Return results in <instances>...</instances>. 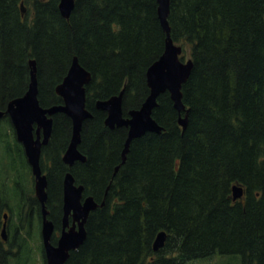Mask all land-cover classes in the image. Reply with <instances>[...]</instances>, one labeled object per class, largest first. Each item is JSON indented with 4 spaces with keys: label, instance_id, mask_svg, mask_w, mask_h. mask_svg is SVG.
Instances as JSON below:
<instances>
[{
    "label": "trees",
    "instance_id": "trees-1",
    "mask_svg": "<svg viewBox=\"0 0 264 264\" xmlns=\"http://www.w3.org/2000/svg\"><path fill=\"white\" fill-rule=\"evenodd\" d=\"M169 1L170 35L180 57L192 59L181 86L186 126L168 91L161 92L152 116L163 129L133 138L121 161L126 127L107 126L94 102L123 89L126 113L144 100L146 68L165 41L157 1L74 0L65 17L59 0H0V105L26 90L30 58L43 106L62 102L55 86L73 56L91 74L85 91L92 116L78 143L86 160L71 170L83 195L104 203L90 210L85 239L65 264H184L214 253L264 264V0ZM52 116L46 206L57 224L71 119ZM233 184L244 188L236 199ZM16 202L11 211L22 208ZM159 230L166 236L155 250ZM29 252L18 233L0 264H27Z\"/></svg>",
    "mask_w": 264,
    "mask_h": 264
},
{
    "label": "water",
    "instance_id": "water-1",
    "mask_svg": "<svg viewBox=\"0 0 264 264\" xmlns=\"http://www.w3.org/2000/svg\"><path fill=\"white\" fill-rule=\"evenodd\" d=\"M157 14L163 30L165 31L164 48L161 54L146 68V83L149 91L137 108H130L127 115L123 114L122 94L123 89L103 99L96 100V106L105 110L104 122L113 127L115 125L127 126V134L121 150V161L125 160L130 141L146 131L160 132L163 127L152 116L153 108L158 104L157 96L168 91L173 101V106L179 113L178 122L184 128L187 122V108L182 101V83L187 79L192 67V59L182 60L179 57L182 47L173 41L170 35L168 22L169 0H156ZM74 6V0H59L58 8L61 14L68 17ZM29 82L26 90L18 96L11 98L5 110H0V115L7 112L14 126L16 138L22 143L25 156L31 166L34 176V192L40 202L41 237L46 264H65L69 249L78 247L86 236L85 221L90 210L102 205L92 195L83 196L84 186L74 183L71 171H66L62 182V229L56 244L51 241L54 223L48 217L46 175L42 173L39 156L41 144L45 143L50 135L53 118L56 112H63L71 119V134L62 159L71 165L75 159L85 160L86 156L78 148L81 140V127L85 118L92 116L86 107L85 84L90 80L88 69L81 65L77 56H73L66 74L56 85V92L61 95L62 102L43 106L40 104L37 92V76L35 59L29 60ZM184 115H181V111ZM35 125V127H34ZM118 165L115 166V169ZM232 197L239 198L244 193V188L239 184L232 185ZM72 213L77 221L68 227L67 217ZM7 216V213H4ZM6 220L1 230L2 237H6ZM166 236L165 230H159L153 240L156 250L163 245Z\"/></svg>",
    "mask_w": 264,
    "mask_h": 264
},
{
    "label": "flooded vegetation",
    "instance_id": "flooded-vegetation-1",
    "mask_svg": "<svg viewBox=\"0 0 264 264\" xmlns=\"http://www.w3.org/2000/svg\"><path fill=\"white\" fill-rule=\"evenodd\" d=\"M23 10H24V8L22 9V12H23ZM30 59H34V58H30ZM29 60H28V64H29ZM29 68H30V66H29ZM36 70H37V67H36ZM36 76H37V74H36ZM37 86H38V82H37ZM55 91H56V89H55ZM85 94H86V91H85ZM59 96L61 97V95H59ZM98 99H103V98H98ZM96 100L94 102V105H95L96 108H99V107L96 106ZM8 101L6 103L0 105V110H5L6 109ZM59 103H61V102H59ZM99 109H101V108H99ZM122 109H123V106H122ZM127 111H126V113H124V111H123V114L127 115L128 114ZM105 116H106V112H105ZM52 118H53V116H52ZM118 126H125V125H115L113 127H110V126L109 127L110 128H114V127H118ZM34 127H35V125H34ZM125 127H126V134H127V126H125ZM51 132H52V127H51L50 135H49L47 141L45 143L41 144L40 156H39V164H40L42 173L46 175V186H45V189H47L48 186H49L48 173L51 172L54 169L53 157H50V155L48 154V152H49L48 150H50V148H51V140H50ZM7 133H9V134H7ZM68 142H69V140H68ZM67 145H68V143H67ZM67 145H66V147H67ZM66 147L63 148V150L61 152V155H60L61 160L68 167V169L64 170V172H63V176L61 178V188H62V182H63V177H64L65 172L66 171H71L72 175L74 176V174H73V172L71 170V168L73 167L74 163L76 161L84 162L86 160V159L85 160L75 159L71 165H68L62 159V155H63ZM46 153H47V155H46ZM27 168H28V171L31 174L29 176V183L32 186H34V176L32 175L31 166H30V164L27 161V158L25 156L23 145L16 138L14 126H13L11 120H10V117H9L8 113L4 112L2 115H0V197L2 198V196H3L5 198V200L2 199V202L4 203L3 210H2V208L0 209V212H2L1 221H0V252H1V254L8 248L10 240H13L14 244H16V237L18 236V233L20 231V224L15 223L14 221H11L10 216H11L13 210L11 211L8 208V206H11V204L9 202L10 199H12L13 202H14V200H16V193L17 192H18V197L22 196V186H21L22 185V180L18 179L17 177L19 176V178H21L22 173L25 172L26 171L25 169H27ZM13 174H15V177H13ZM9 180L11 182H13V184H11L8 187L7 182H9ZM74 183L75 184H82L81 182H77L75 177H74ZM13 185H16V187H17L15 193H11L9 191L10 189H12ZM32 188L34 189V187H32ZM13 194H14V197H12ZM83 196H85V195H83ZM46 200H47V198H46ZM46 200H45V202H46ZM35 201L37 202V209H38V206L40 205V202H39V200H38V198H37V196L35 195V192H34V195L30 198V202L33 203ZM15 204H17V202ZM12 206H14V205H12ZM61 208H62V204H61ZM6 212L9 215L5 217L4 213H6ZM49 212H50V210L48 208V214L47 215H48L49 218H51L50 215H49ZM62 215H63V208H62V213L60 215L59 223H57V224L51 218L53 223H54V229H53V232L51 234V241L53 243H55V244L57 242V239H58V237H59V235L61 233V229H62ZM37 216H38L37 218H38L39 229H41V221H40V216H39L38 211H37ZM4 220H6V225H5L6 237L5 238H3L2 234H1V230H2V227H3ZM74 223H75V226H77V224H76L77 221L73 219V215L70 212L68 217H67V225L65 226V228L67 229L68 227L72 226ZM53 240H55V242ZM41 245H42V243H41ZM15 247H16V249H18L17 245ZM76 248H73V249H76ZM70 250H72V249H69V252H70Z\"/></svg>",
    "mask_w": 264,
    "mask_h": 264
},
{
    "label": "rangeland",
    "instance_id": "rangeland-1",
    "mask_svg": "<svg viewBox=\"0 0 264 264\" xmlns=\"http://www.w3.org/2000/svg\"><path fill=\"white\" fill-rule=\"evenodd\" d=\"M184 56H182V59L187 58V55ZM25 170L26 171L22 173L21 178H19V176L17 177L22 180V196H19L18 198V192L16 193V199H18V202H22L23 205L21 209H14L10 218L11 221L20 224L19 233L21 236L25 237L26 243L30 247L27 264H45L44 255L41 250L42 241L37 218V207H34V204H32L31 206L34 208H30V198L34 195V189L32 188L34 186L29 183V176L31 174L28 171V168ZM13 177H15V174H13ZM11 184H13V182L9 180V182H7L8 187ZM9 202L11 206L15 204L12 199H10ZM12 251H17L15 246L12 247ZM229 257H232V260H230ZM233 257L234 256L214 253L208 258L193 259L184 264H238L239 261L237 262L236 258ZM12 262H14L13 258Z\"/></svg>",
    "mask_w": 264,
    "mask_h": 264
}]
</instances>
